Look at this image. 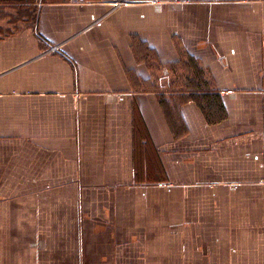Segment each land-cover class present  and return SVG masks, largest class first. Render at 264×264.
I'll return each instance as SVG.
<instances>
[{"label": "crops", "instance_id": "crops-1", "mask_svg": "<svg viewBox=\"0 0 264 264\" xmlns=\"http://www.w3.org/2000/svg\"><path fill=\"white\" fill-rule=\"evenodd\" d=\"M0 264H264V0H0Z\"/></svg>", "mask_w": 264, "mask_h": 264}, {"label": "trees", "instance_id": "trees-1", "mask_svg": "<svg viewBox=\"0 0 264 264\" xmlns=\"http://www.w3.org/2000/svg\"><path fill=\"white\" fill-rule=\"evenodd\" d=\"M206 114H207L208 116H210V114H209V111H208V110L206 111Z\"/></svg>", "mask_w": 264, "mask_h": 264}]
</instances>
